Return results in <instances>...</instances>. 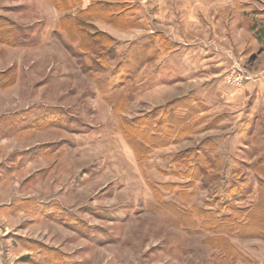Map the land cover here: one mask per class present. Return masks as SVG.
Segmentation results:
<instances>
[{"label": "rangeland", "instance_id": "rangeland-1", "mask_svg": "<svg viewBox=\"0 0 264 264\" xmlns=\"http://www.w3.org/2000/svg\"><path fill=\"white\" fill-rule=\"evenodd\" d=\"M158 1L0 0L7 264H264V49Z\"/></svg>", "mask_w": 264, "mask_h": 264}, {"label": "crops", "instance_id": "crops-1", "mask_svg": "<svg viewBox=\"0 0 264 264\" xmlns=\"http://www.w3.org/2000/svg\"><path fill=\"white\" fill-rule=\"evenodd\" d=\"M158 2L160 8L157 16H160L162 22L166 13V34L170 37L179 36L175 32L178 26L183 30L185 39L194 40L190 46L189 42H185L183 49H264L261 47L264 28L260 37L255 27V15L251 14L252 7L257 2L264 3V0H174V4L170 2V6L179 5V8L174 9V13L181 14L182 20L179 14L173 19L170 6L165 10L162 8L163 0ZM260 60L264 64V53ZM257 89L264 90V81ZM0 264H7L3 255H0Z\"/></svg>", "mask_w": 264, "mask_h": 264}, {"label": "built area", "instance_id": "built-area-1", "mask_svg": "<svg viewBox=\"0 0 264 264\" xmlns=\"http://www.w3.org/2000/svg\"><path fill=\"white\" fill-rule=\"evenodd\" d=\"M2 254H3V248H2V245L0 243V255H2Z\"/></svg>", "mask_w": 264, "mask_h": 264}, {"label": "trees", "instance_id": "trees-1", "mask_svg": "<svg viewBox=\"0 0 264 264\" xmlns=\"http://www.w3.org/2000/svg\"><path fill=\"white\" fill-rule=\"evenodd\" d=\"M56 1V3H57V0H55ZM263 30V29H262ZM260 32H262V31H260ZM258 33H259V31H258ZM263 35V33H260V37ZM264 42V41H263Z\"/></svg>", "mask_w": 264, "mask_h": 264}]
</instances>
